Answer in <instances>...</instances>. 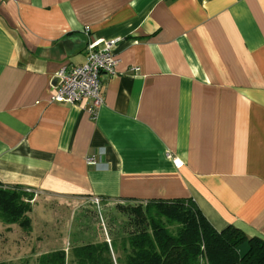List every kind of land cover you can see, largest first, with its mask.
<instances>
[{"label": "crops", "instance_id": "1", "mask_svg": "<svg viewBox=\"0 0 264 264\" xmlns=\"http://www.w3.org/2000/svg\"><path fill=\"white\" fill-rule=\"evenodd\" d=\"M96 40L118 61L96 113L52 102ZM0 183L62 203L191 198L217 231L264 240V0H0ZM32 211L29 232L0 221V262L38 248Z\"/></svg>", "mask_w": 264, "mask_h": 264}, {"label": "trees", "instance_id": "2", "mask_svg": "<svg viewBox=\"0 0 264 264\" xmlns=\"http://www.w3.org/2000/svg\"><path fill=\"white\" fill-rule=\"evenodd\" d=\"M33 200V190L0 183V221L29 232ZM118 208L134 215L135 231L109 242L72 246L69 254L64 249L45 252L36 264H264V240L247 237L234 226L217 231L191 198ZM243 243L247 249L240 253Z\"/></svg>", "mask_w": 264, "mask_h": 264}, {"label": "rangeland", "instance_id": "3", "mask_svg": "<svg viewBox=\"0 0 264 264\" xmlns=\"http://www.w3.org/2000/svg\"><path fill=\"white\" fill-rule=\"evenodd\" d=\"M35 194L34 192L32 205L35 208L34 218L37 219L38 224L37 232L41 235L39 246L38 248L35 245L32 246L29 249L30 252L27 250V253H31L30 257L4 263L21 264L24 261L27 264H36L39 256L35 255L37 253L64 248L69 254L72 246L103 240L111 241L113 238H120L137 229L133 214L119 210L118 204L108 205L99 197L100 209H97V205L92 203L91 198L87 201L62 203L59 199L40 195L36 197ZM2 245L0 243V260L11 258L7 249L3 250L7 246L2 247Z\"/></svg>", "mask_w": 264, "mask_h": 264}, {"label": "built area", "instance_id": "4", "mask_svg": "<svg viewBox=\"0 0 264 264\" xmlns=\"http://www.w3.org/2000/svg\"><path fill=\"white\" fill-rule=\"evenodd\" d=\"M115 43L116 40H96L89 43L85 48L84 63L58 72L60 83L51 101L75 104L88 99L91 101L88 111L95 114L103 101L102 82L115 73L118 62L113 54ZM87 162L94 163L92 159H88ZM90 200L97 205V209H100L98 197H92Z\"/></svg>", "mask_w": 264, "mask_h": 264}]
</instances>
